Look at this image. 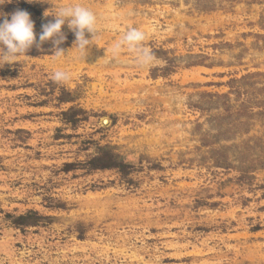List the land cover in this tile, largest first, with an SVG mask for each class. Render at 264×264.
<instances>
[{"label":"rangeland","instance_id":"374dc122","mask_svg":"<svg viewBox=\"0 0 264 264\" xmlns=\"http://www.w3.org/2000/svg\"><path fill=\"white\" fill-rule=\"evenodd\" d=\"M77 4L85 59L0 63V264H264V0H3L0 20L27 11L39 44ZM132 27L149 65L113 56Z\"/></svg>","mask_w":264,"mask_h":264},{"label":"clouds","instance_id":"9594fccd","mask_svg":"<svg viewBox=\"0 0 264 264\" xmlns=\"http://www.w3.org/2000/svg\"><path fill=\"white\" fill-rule=\"evenodd\" d=\"M3 3V0H0ZM67 22L68 27L75 34V41L72 51H77L81 58L85 59L87 50L93 45V40L97 34L96 14L88 7L82 5H69L60 7L55 15L54 22H49L42 26L39 35V44L34 31L35 25L30 14L24 10H17L11 14L10 20L3 18L0 20V63L11 64L19 56L36 45L52 41L56 48L53 56L59 60L65 55V50L60 48L66 37L62 33V27ZM86 32L92 35V39L86 38ZM146 34L139 28H129L120 39L114 41L112 45L113 56H118L125 48L136 57V63L143 67L149 65L154 60V54L144 46L143 42ZM52 79L57 83H66L70 80V74L65 71H56Z\"/></svg>","mask_w":264,"mask_h":264},{"label":"trees","instance_id":"16d2710c","mask_svg":"<svg viewBox=\"0 0 264 264\" xmlns=\"http://www.w3.org/2000/svg\"><path fill=\"white\" fill-rule=\"evenodd\" d=\"M49 22H54V19H46L43 22L37 23V26H40L38 32L41 33L42 32V26L44 24L49 23ZM62 33L64 34L66 39H65V41L62 44L59 45L60 48L68 46L70 43H72L75 40V35L72 32L69 31V29L67 28L66 25H64L62 27ZM51 45H52L51 41H47V42H44V43L40 44V47L44 48V50H46V51H49ZM53 47L56 48V45H53ZM109 164H113V162L111 161V162L106 163L104 165V168H108V167L114 166V165H109Z\"/></svg>","mask_w":264,"mask_h":264}]
</instances>
